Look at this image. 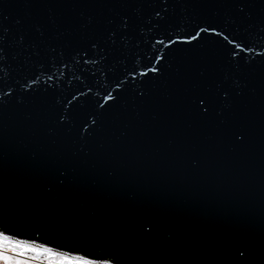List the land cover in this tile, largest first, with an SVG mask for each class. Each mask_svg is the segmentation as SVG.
<instances>
[{
	"label": "water",
	"instance_id": "obj_1",
	"mask_svg": "<svg viewBox=\"0 0 264 264\" xmlns=\"http://www.w3.org/2000/svg\"><path fill=\"white\" fill-rule=\"evenodd\" d=\"M229 11L223 0H0L11 30L0 231L113 264H264V0L249 25ZM206 25L250 50L233 57L207 33L168 44ZM18 28L37 55L11 46Z\"/></svg>",
	"mask_w": 264,
	"mask_h": 264
},
{
	"label": "snow or ice",
	"instance_id": "obj_2",
	"mask_svg": "<svg viewBox=\"0 0 264 264\" xmlns=\"http://www.w3.org/2000/svg\"><path fill=\"white\" fill-rule=\"evenodd\" d=\"M223 3L226 7L229 8V23L235 24L239 26L240 24L249 25L254 23L253 14L251 11L252 8V0H223ZM155 16L159 18L156 23L159 24L165 19V16L168 13V8L165 6L162 10H153ZM161 11L165 13L164 16L161 15ZM7 16L0 17V72H3L4 68L7 67L6 60L8 58V53L6 51V43L8 42V37L11 30L7 27L3 26L2 21L7 20ZM88 23H91L89 20ZM260 25L264 27V18L259 21ZM15 24L17 26L22 25V20L17 18L15 20ZM87 26V25H85ZM130 26V17L127 15L122 16L119 21V31L116 28L110 29L108 38L111 40L113 44L117 42V38H123L124 33H126L127 29ZM31 31H34L39 37H44V31L42 30V25L34 24L31 26ZM201 33H207L210 36L220 37L223 36V39L228 42V44L233 45V49L231 50V55L236 57L239 53L236 49H239L240 52H244L247 49L242 44L236 43L234 39H229L227 35H224L223 31L218 30L217 27L212 25H206L204 27H199L195 31L194 35L180 36L177 35L176 39L173 40L171 37L168 38V44L172 45L175 43H184L190 44L193 41L198 40L201 37ZM29 30L18 28L16 34L12 36L11 46H19L23 48L30 49V55H37L38 50L37 46L34 43H29L28 40ZM159 43H163V41H158ZM92 48H96L97 44L93 41L91 43ZM54 52L55 49L53 48ZM14 58V57H13ZM159 59V57H157ZM87 63V61H85ZM95 63V61H93ZM151 71L157 72L158 69L152 68ZM141 75H146V73H141ZM239 85H237L238 87ZM119 87V85H118ZM239 94V93H237ZM140 97H143L145 93L143 91L139 92ZM224 95L226 98L230 97L231 92L225 88ZM75 99V97H73ZM105 100L115 99L109 93L104 97ZM198 105L200 107V111L202 113L208 112V106L204 97H197ZM103 107V106H101ZM92 123L95 125L96 121L93 120ZM87 129V125L84 126ZM86 134H91L90 132H86ZM238 140H242V136H237ZM61 176L64 175L63 172L60 173ZM59 183L63 184V180H60ZM150 229H146L147 233ZM243 255V253H241ZM41 262V264H113V260L111 259H92L88 256L84 255H73L71 253H63L54 250L51 247L46 245L36 246V244L32 241H24L17 239L9 234H6L4 231H0V264H37V262Z\"/></svg>",
	"mask_w": 264,
	"mask_h": 264
},
{
	"label": "rangeland",
	"instance_id": "obj_3",
	"mask_svg": "<svg viewBox=\"0 0 264 264\" xmlns=\"http://www.w3.org/2000/svg\"><path fill=\"white\" fill-rule=\"evenodd\" d=\"M37 264H41V262L38 261Z\"/></svg>",
	"mask_w": 264,
	"mask_h": 264
}]
</instances>
